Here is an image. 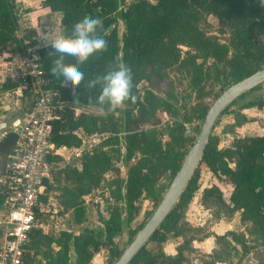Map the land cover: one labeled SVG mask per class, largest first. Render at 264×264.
<instances>
[{"label": "trees", "instance_id": "1", "mask_svg": "<svg viewBox=\"0 0 264 264\" xmlns=\"http://www.w3.org/2000/svg\"><path fill=\"white\" fill-rule=\"evenodd\" d=\"M125 1L43 0L42 9L47 14H62L61 26L65 35H70L74 23L82 20L86 15L103 20V35L107 40V51L90 57L80 67L85 74V80L105 74L109 70V65H113L117 59L130 66L132 70H141L150 65L171 66L178 63L179 55L171 59L166 56V42L182 25L184 14L193 8L207 10L222 25L229 28L230 47L205 39L196 30L188 33V39L191 41L190 46L204 53L205 57L217 61L224 60L232 51L235 62L232 64L234 69L231 77L234 83L257 71L243 77L239 72L244 67L264 63V8L258 5L257 0H137L127 7H121L120 5ZM119 18L126 27L122 36H120L117 23ZM18 28L19 20L15 0H0V54L12 43H17L22 49V42L15 36ZM27 32L28 35H33L30 31ZM50 51H52L50 47L44 46L40 49L41 62L49 81V88L59 92L61 100L73 106L98 109L95 97L99 94V87L91 90L85 89L82 82L76 90L80 103L75 104L70 88L62 87V78L57 79L50 74L52 61L56 58L48 56ZM200 81L201 78H197V82L200 83ZM261 86L254 91L260 89ZM16 87V83L3 82L0 83V92H10ZM164 94L167 99L175 98L171 90ZM89 96L93 97L92 103L88 102ZM245 106L264 109V97L251 101ZM177 128L183 135L184 126L177 124L176 130ZM79 131L87 135L108 132L107 129L101 127L98 116L90 113L76 114L71 109H65L62 119L53 123L51 140L57 146L79 147L81 145V139L77 135ZM111 131L113 134L101 141L99 151L86 152L82 155L81 170L73 171L71 176H68L76 181V185L64 187L62 206L65 210L73 211L74 224L83 225L84 196L100 185L103 176L113 168L115 154L120 152L117 148L120 143L118 131L115 128ZM15 139L13 133H5L0 144V169L5 166L7 156L12 152ZM172 139L175 141V136ZM182 141L183 139L180 138L176 143L181 144ZM191 146L192 143L185 152H181V148L172 145L164 149L154 133L128 134L125 137V162L130 164L138 155L141 158L129 166L125 186L119 181L115 182L111 190V198L117 203L134 207V199L142 196L150 197L157 205L161 198L155 190V170L164 162L165 168L169 169L174 177ZM201 164H205L212 173L214 182L203 190L199 199L200 205L213 211L212 215L217 220H229L239 214L240 223L247 225V233L259 238L264 245V135L238 137L233 140L230 147L221 149L218 148L217 139L211 135ZM200 166L161 230L132 264H177L180 261L181 251L179 249L176 256H167L168 262L158 263L155 257L150 256L149 245L157 240L165 241L162 233L168 231L170 224H175L181 219L194 194L201 187ZM224 182L232 189L229 196H226L223 190ZM3 200V194L0 193V208ZM102 223L104 226L102 230L85 228L78 233L61 230L57 237L45 234L42 230H36L30 234V240L39 237L45 239L49 245L56 244L58 246L57 264H71L70 245L75 254L74 264H90L104 246L110 247L111 261H113L124 249L118 248L114 243V239L123 230L120 212L112 211L108 219L102 218ZM142 225L143 223L131 232L130 241ZM226 236H215V238L219 242L226 239ZM233 240L235 241L236 238L233 237ZM146 258H148L147 261H145ZM210 260L213 262L206 264L220 262L216 251L213 252Z\"/></svg>", "mask_w": 264, "mask_h": 264}, {"label": "rangeland", "instance_id": "2", "mask_svg": "<svg viewBox=\"0 0 264 264\" xmlns=\"http://www.w3.org/2000/svg\"><path fill=\"white\" fill-rule=\"evenodd\" d=\"M137 0H126L121 7H127ZM43 0H15L18 20L22 25L27 24L31 34L38 36L42 42L55 38L63 33L61 26V13L47 14L42 9ZM112 16H116L112 14ZM119 33L122 36L125 31V23L119 18L117 20ZM33 25V26H31ZM36 29L40 32L37 35ZM197 31L200 36L210 39L222 45L230 47L231 32L229 28L222 25L219 20L210 15L207 10L193 8L183 16L182 25L176 30L166 42V56L170 59L177 55L180 61L174 65H150L141 70L133 72V93L137 97L135 102H126L120 109L101 115L97 108L92 114L100 118L101 127L108 132L96 133L95 143L89 151V147L83 149V153L97 152L103 138L113 134L112 129L118 131L120 143L117 148L120 150L115 154L113 168L104 176L98 187L93 188L90 193L84 196L83 206L85 207L83 225L74 224L73 211L65 210L62 206L64 187H74L76 181L68 178L73 171H80L82 161H67L61 159L53 167L51 180L48 181V192L51 197L53 210H58V217L64 219V229L52 227L49 235L59 236L61 230H68L78 233L85 228L102 230L103 219H108L112 211H119L123 223L122 233L114 239L118 248H125L130 242L131 232L144 224L156 204L150 197H139L134 199V207H128L124 203H117L111 198V190L116 181L124 184L128 180V168L141 158L138 155L130 164L124 160L126 148L125 137L132 133H154L158 137L164 149L168 145L181 148V152L187 151L190 143L193 144L198 136L204 113L208 110L215 99L229 86L234 84L232 64L235 58L232 51L222 61L205 57L204 53L190 46L188 33ZM264 68L261 65H247L239 74L243 77L255 70ZM197 78H201L200 83ZM171 90L174 99H167L165 92ZM264 88L257 92L245 95L239 101L231 105L227 114H231L232 121L224 122L223 127L217 123L212 136L217 139L218 148L230 147L237 135L243 136L246 131L247 114L256 113L255 109L248 113H241V108L247 104L249 99L255 100L261 97ZM29 100L25 97L19 98L10 92H0V116L12 113L13 120L24 116ZM224 116V115H223ZM228 118V117H226ZM221 120V119H220ZM184 126V134L176 125ZM262 124V122H258ZM82 132L79 131V134ZM103 135V136H102ZM173 136L176 140L173 141ZM183 136V137H182ZM183 139L182 143H176ZM107 150V149H104ZM233 166V165H231ZM155 190L161 198L167 190L173 178L169 169L165 168L164 162L155 170ZM214 182L212 173L205 164L200 166V189L194 194L191 202L185 209L181 219L170 224L168 231L162 233L165 241H154L149 245L150 256L155 257L158 263L166 260L167 256H176L180 249V261L177 264H206L212 263L210 257L216 251L220 262L216 264H247L246 259L251 256L253 264H264V245L261 240L247 233V225L241 224L239 215L236 214L222 227L212 215L210 209L200 205L199 199L205 188ZM223 190L229 196L231 187L224 182ZM214 231H212V228ZM61 228V227H59ZM232 233V234H230ZM226 236V239L216 241L215 236ZM233 237L236 240H233ZM211 238L207 244L202 242ZM56 244L49 245L45 239L36 237L30 240L27 246L26 264H57ZM103 255L107 258V264H111L110 247H103ZM69 257L72 264L75 263V254L72 245L69 248ZM152 257V258H153ZM148 258L145 259L147 261Z\"/></svg>", "mask_w": 264, "mask_h": 264}, {"label": "built area", "instance_id": "3", "mask_svg": "<svg viewBox=\"0 0 264 264\" xmlns=\"http://www.w3.org/2000/svg\"><path fill=\"white\" fill-rule=\"evenodd\" d=\"M30 26L19 21L17 43L0 54V83H16L12 93L29 100L24 116L13 120L8 132L15 135L12 152L0 169V264H26L30 234L42 230L64 229L63 218L53 210L48 181L58 161H81L83 149L93 147L96 135L83 131L79 147L57 146L51 140L53 123L62 119L65 109L76 114H92L93 107H78L61 100L59 92L49 88L41 62L40 49L45 42L28 35ZM40 35L38 29L35 30ZM7 132V133H8ZM103 136V135H102ZM61 227V228H59Z\"/></svg>", "mask_w": 264, "mask_h": 264}, {"label": "clouds", "instance_id": "4", "mask_svg": "<svg viewBox=\"0 0 264 264\" xmlns=\"http://www.w3.org/2000/svg\"><path fill=\"white\" fill-rule=\"evenodd\" d=\"M258 5L264 8V0H257ZM104 25L100 18L89 15L75 22L70 35L63 33L55 38L45 41V47L52 51L48 56H55L50 67V74L61 79L62 87L70 88L75 104L79 102L77 88L83 82L85 89L99 87V94L95 103L101 115L114 112L125 105L126 102H135L137 97L133 93V72L130 66L118 59L109 70L102 75H96L85 80V74L80 67L90 57L107 51V40L103 35ZM93 102V97H88Z\"/></svg>", "mask_w": 264, "mask_h": 264}, {"label": "water", "instance_id": "5", "mask_svg": "<svg viewBox=\"0 0 264 264\" xmlns=\"http://www.w3.org/2000/svg\"><path fill=\"white\" fill-rule=\"evenodd\" d=\"M263 84L264 68H261L229 86L215 99L202 120L198 136L185 155L180 168L170 182L167 190L162 195L146 222L111 264H132L157 232L161 230L200 166L210 136L221 116L235 101ZM13 119L12 113H6L0 116V144L4 139L5 133L8 132ZM61 221L64 222V219ZM246 263H254L251 256L247 257Z\"/></svg>", "mask_w": 264, "mask_h": 264}, {"label": "crops", "instance_id": "6", "mask_svg": "<svg viewBox=\"0 0 264 264\" xmlns=\"http://www.w3.org/2000/svg\"><path fill=\"white\" fill-rule=\"evenodd\" d=\"M53 14V13H52ZM27 25V24H26ZM31 26H33V25H31ZM12 45V44H11ZM10 45V46H11ZM261 88L263 89L264 88V84L261 86ZM260 88V89H261ZM259 90V89H258ZM258 90H253V91H251V92H248L247 94H245V95H249V93H253V92H257ZM263 92H264V90H263ZM244 95V96H245ZM262 97H264V94L261 96V97H259V98H257V99H255V100H258V99H260V98H262ZM241 99V98H240ZM250 101H248L247 103H249V102H251V101H255V100H252V99H249ZM239 101V99L234 103V104H236L237 102ZM234 104H232V106L234 105ZM230 109H231V107H230ZM229 109V110H230ZM242 110H241V113H248V111L249 110H252V109H255V111H256V113H252V114H247V118H246V127H247V131H246V133L243 135V136H248V135H264V121H263V119H264V109H258L257 107H246V106H243L242 108H241ZM228 112V111H227ZM226 112V113H227ZM226 113H224L222 116H221V120L219 119V124L221 125V127H223V125H224V122H222V121H232V118H231V114H227V116H226ZM226 117H228V118H226ZM258 122H262L263 124L262 125H260V124H258ZM217 126V125H216ZM243 136H239V135H237L236 136V138H238V137H243ZM235 139V138H234ZM239 215V214H238ZM240 217V216H239ZM233 219V218H232ZM240 219V218H239ZM229 220H231V219H229ZM229 220H226V219H221L220 221H219V223H217V226H223L224 224H226L227 222L229 223ZM214 228H216V227H213L212 228V231H214ZM210 239L211 238H208V239H206L205 241H203L202 243V246L203 245H205V244H207L208 243V241H210ZM71 262V261H70ZM72 264V263H71ZM90 264H107V258L103 255V248L100 250V252L98 253V254H96L95 256H94V258L92 259V261H91V263Z\"/></svg>", "mask_w": 264, "mask_h": 264}]
</instances>
